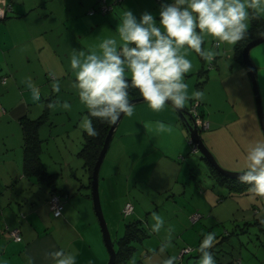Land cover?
Returning a JSON list of instances; mask_svg holds the SVG:
<instances>
[{
    "label": "crops",
    "instance_id": "0c3cea01",
    "mask_svg": "<svg viewBox=\"0 0 264 264\" xmlns=\"http://www.w3.org/2000/svg\"><path fill=\"white\" fill-rule=\"evenodd\" d=\"M8 1L12 4V10L4 18H0V54L11 59L10 72L14 76H29L30 72L22 68L21 61H34L35 71L54 75L55 82L53 81L52 85L58 84L59 90L56 91L60 92L59 96H47L52 91L49 80L44 79L32 85L40 94L38 103H33L29 96H23L25 102H18L16 99L3 100L11 111L18 106V112L22 116L37 118L45 115V122L38 131L42 140L40 158L44 167L56 174V180L54 186H49L42 180L30 177L32 175H29L27 181L24 180L25 177L22 178L13 186L18 199L22 198L18 206L14 202H7L6 191H0V260L6 261L7 264H28L30 258L32 264H52L48 254L62 249L76 255V264H106L109 252L100 239L96 224L92 193L89 191L92 188V179L84 157L80 154L85 142L82 121L88 113L73 87L70 56L74 49L82 50L81 47L77 49L76 45L77 40L84 36L85 29L109 25L114 36H118L116 28L125 9H130L137 18L144 11L151 12L158 21L161 3H170L171 0H148L150 4L141 8H131L128 5L131 0H125V5L120 7L118 13L113 10L105 15L90 14V9L98 5L99 0ZM261 15L264 17V13ZM246 22L249 25L250 19ZM208 37L210 38L205 36L206 39ZM217 41L219 40H213V44ZM222 42L215 47L211 66L218 71L225 69L228 60L224 56L227 55L232 58L231 66L236 67L246 78L244 67L235 58L234 44ZM255 47L259 48L254 54ZM250 56L255 66L264 106V42L254 46ZM10 89L11 86L3 95H8ZM45 99L50 100L49 107H46ZM65 101L70 105L67 109L63 107ZM59 102L61 104L58 106ZM136 104L134 114L124 115L119 122L100 169L99 192L105 211L108 207L106 208L104 203L107 199L112 200L111 196L114 194L110 196L108 193L109 197L104 198L103 185L105 189L112 190L114 179L116 185L121 171H125L124 177L128 184L132 178L142 183H167L162 192L174 194L172 191L185 174L186 166H189V158L185 157L184 163L181 161L185 149L184 137L187 136L184 132L187 127L176 109L170 104L160 110H153L146 103ZM248 105L251 112V100ZM4 109L3 111H7V108ZM33 113L35 116L39 115L35 117L32 116ZM22 116L11 117L19 126V131L14 132V135L20 137V142L17 147H7L4 156L5 162L6 159L10 160L11 156L19 157L16 160L19 175L24 160V134L22 124L20 126L17 120ZM212 118L214 121L215 118ZM8 172L10 173V170ZM31 184L35 185L36 190ZM128 188L130 189V184ZM56 189L63 191L64 195V209L59 216L54 215L49 204L51 192ZM128 194L126 202L121 200L118 203V209L122 212L124 205L131 201L135 205L134 214L141 216L137 201ZM150 203H155L151 192ZM7 204L16 216L10 214ZM23 211H26L25 214ZM189 220L193 222L190 218ZM12 228L20 229V241H15L10 236L9 230Z\"/></svg>",
    "mask_w": 264,
    "mask_h": 264
},
{
    "label": "rangeland",
    "instance_id": "374dc122",
    "mask_svg": "<svg viewBox=\"0 0 264 264\" xmlns=\"http://www.w3.org/2000/svg\"><path fill=\"white\" fill-rule=\"evenodd\" d=\"M149 4L150 1L148 0L145 2L141 0L128 2L131 8H141ZM122 5H125L124 2L115 4L113 10L118 13ZM247 19L250 17L248 16ZM112 30L109 25L87 28L84 36L77 40L76 48L81 47V51L85 53L90 50H98L101 40L107 36L115 35ZM213 40L216 41L214 37H208L202 47L215 52L216 46L215 43L213 44ZM259 47H255L254 54L257 53ZM185 54L192 61V69L185 74V82L188 84L187 91L190 95L185 106L189 108L192 101H202L201 108L204 110L205 119L211 123V126L200 132L203 139L223 168L241 172L246 167L245 153L247 149L257 140H264L250 72L246 65L241 64L249 78L247 80V76L245 78L237 71L236 67L231 66L232 58H228L227 55L224 56L228 60L225 69L218 71L210 66L213 61L203 60L194 50L189 49ZM10 62L11 59L8 56L0 54V191H6L7 202L10 204L14 202L18 206V202L21 204L22 198L18 199L13 186L24 177V180L27 181L29 175L25 174L23 167L19 175V165L16 162L19 157L11 156L9 157L10 160L6 159L5 162L4 156L7 147H17L18 142H20V137L14 135V132L19 131V126L11 117L14 115L19 118L22 115L18 112V106L11 111L3 100L16 99L18 102H25L23 96H29L23 83L26 80L30 81L32 85L44 79L49 80L52 91L47 95L49 97L59 96L60 91H56L52 85L55 82L54 75L35 71L34 61L31 63L21 61L22 68L30 72L29 76L12 75L9 70ZM201 67L207 72L200 74ZM10 86L12 89L8 95H3ZM195 91H201L203 96L201 98L191 97V93ZM250 100L252 103L251 112L248 105ZM44 103L46 107H49L51 102L45 99ZM139 103L138 105H141L144 102ZM60 104L61 102L58 106ZM4 108H7V111H3ZM176 111L179 114L177 109ZM32 116H35L34 113ZM212 117L215 118V122ZM17 122L21 126L20 119ZM184 133L187 136L184 137L183 156L186 159L189 158V166L186 163L185 174L181 176L179 183L172 191L174 194L168 191L162 192L167 183H142L134 178L129 183V189V184L125 181L124 170L118 174L119 179L116 185V179H114L112 190L105 189L103 185L104 198L109 197L108 193L110 196L114 194L111 196L112 200L107 199L104 203L106 208L108 207L106 211L101 202L114 243L117 246V240L124 234L125 225L128 221L141 219L149 231V235L144 238L143 242L138 241L136 243L138 248L127 264H163V261L169 256H175V264H180L179 260L182 258L185 249L191 248V252L194 255L197 254L193 248L200 242L203 234L207 232L215 234L214 242H223L215 247L214 257L217 264H264V197L255 196L250 191L247 194H231L230 188L224 186L217 178L211 165L203 158L202 153L200 151L191 152L187 130ZM181 161L184 163L185 159ZM30 177L37 179L35 176ZM35 181L38 182V180ZM31 186L36 190L34 184ZM89 191L92 193V188ZM150 192L154 196L155 203H150ZM128 193L133 200L137 201V207L141 209V216L133 214L125 217L118 209V203L121 200L126 202ZM28 205L30 206V203ZM7 207L10 214L14 215L15 212L12 208L10 209L8 204ZM25 212L23 211L24 214ZM153 212L157 213L163 220V225L158 231L151 228L152 223L155 222L152 218ZM195 212H200L203 216L197 220L198 222H190L189 218L191 219ZM96 224L100 231V239L106 246L97 215ZM230 232L233 233L230 234ZM106 250L108 252L107 247ZM191 252L185 253L186 257L183 259V264H187V260H189V264H197L199 256L194 257L193 255L191 257Z\"/></svg>",
    "mask_w": 264,
    "mask_h": 264
},
{
    "label": "clouds",
    "instance_id": "9594fccd",
    "mask_svg": "<svg viewBox=\"0 0 264 264\" xmlns=\"http://www.w3.org/2000/svg\"><path fill=\"white\" fill-rule=\"evenodd\" d=\"M249 9L264 13V0H171L162 2L159 20L148 11L139 18L125 9L116 28L118 36L100 41L98 50L87 53L74 49L70 56L73 87L88 115L82 128L89 136L98 135L93 117L115 122L122 115L132 116L135 104L130 100V88L138 89L143 102L153 110L166 104L182 109L190 95L185 74L192 69V61L185 54L189 49L211 61L214 52L202 47L205 36L235 44L247 34ZM183 49V51H182ZM24 87L33 103L41 99L30 81ZM57 90L59 85L54 84ZM195 91L191 97L201 98ZM65 109L70 105L63 103ZM246 167L238 179L249 186L250 192L264 197V140H257L245 153ZM151 228L158 231L162 218L152 213ZM215 234H203L199 242L197 264H217L213 255ZM52 264H76V255L62 249L48 254ZM169 256L163 264H175ZM0 264H7L0 260ZM28 264H32L29 258Z\"/></svg>",
    "mask_w": 264,
    "mask_h": 264
},
{
    "label": "trees",
    "instance_id": "16d2710c",
    "mask_svg": "<svg viewBox=\"0 0 264 264\" xmlns=\"http://www.w3.org/2000/svg\"><path fill=\"white\" fill-rule=\"evenodd\" d=\"M122 1L123 0H112V1L99 0L98 5L90 9V10H93V13H90V14L93 15L95 13H101L105 15L109 11L114 9L115 4L122 3ZM105 4L108 5L110 8L106 11H103L102 6ZM249 12H250L249 14L250 24L248 25L247 34L243 39L237 41L234 44L235 58L242 65H246L243 60V54H242L245 45L250 40L264 34V17L261 14H257L255 10L253 9H249ZM219 45H216L215 43L216 47ZM202 59L205 60V58L203 57ZM211 65L212 63H210V66ZM199 72L200 74H204L207 72V70L202 67V69H200ZM204 82H206V80H204ZM129 93H130V99L142 97L138 89H135V88H130ZM201 104H202V101L200 100V111H201L202 116L205 118L204 110L201 108ZM184 107L187 110H189L191 106L189 108H187L186 106ZM45 119H46L45 115L37 117V118H30L27 115H25L20 118L22 129H23V134H24L23 168L25 170V174L35 176L38 180H42L47 185L54 186V182L56 180V174L49 172L42 164L41 158H40V153L42 151V140L39 137L38 131H39V127L45 122ZM92 119H93L94 127L98 131V135L89 136L86 132H84L85 142L83 144V147L80 150V154L84 157L85 165L88 167L90 179H92L93 168L97 161L99 153L103 147L105 137L113 123V122H108V121H102L99 118H95V117H93ZM210 126H211V123H210ZM187 133L189 136L188 131ZM211 167L213 169V172L216 174L217 178L223 184H226L230 188L231 194L239 195V194L249 193L250 189L246 183L241 182L238 178L225 176L224 174L217 171L212 165ZM54 192L63 193V191H59L58 189H56V190H53L51 194ZM134 211H135V205H134ZM134 211L129 215H125L123 213V210H122V213L125 217H129L130 215L134 214ZM202 216L203 215L201 214V217ZM148 232L149 231L147 230L146 226L143 224L141 219H135V220L128 221L125 225L124 234L120 236L117 240V246H116V243H114L115 248H116V259L114 261V264H127L128 260L133 257L134 252L138 248L136 243L138 241L143 242L144 238L149 235ZM232 233L233 232H230V234ZM224 238H225V235H224ZM220 243L222 244L223 242H219V243L218 241L214 242L215 245H213V248H212L213 255L216 252L215 247L216 246L218 247ZM193 251H195L197 254L194 255L190 251L192 253L191 257H193V255L194 257L195 256L198 257L200 255L199 243L196 246H194ZM181 257L182 258L179 260V263L183 264V259L186 257V254H183ZM187 264H189V260H187Z\"/></svg>",
    "mask_w": 264,
    "mask_h": 264
},
{
    "label": "water",
    "instance_id": "95a60500",
    "mask_svg": "<svg viewBox=\"0 0 264 264\" xmlns=\"http://www.w3.org/2000/svg\"><path fill=\"white\" fill-rule=\"evenodd\" d=\"M262 42H264V34L250 40L245 45L242 54H243V60H244L246 66L250 72V75H251L254 94H255V98H256V104H257V112H258L261 127H262L263 132H264V106H263V102H262V96H261L258 80L256 77L255 66H254L253 61H252L251 56H250L251 49L254 46H256ZM130 100H132L134 102V104H136V103L142 102L143 98L137 97V98H133ZM177 110L179 111L180 116L183 118V120L186 124L187 131L189 132L190 136L192 137V139L197 144L200 152L202 153V156L207 160V162L210 165H212L217 171L224 174L225 176L238 178L240 172H234V171L227 170V169L223 168V166L217 161V159L215 158L211 149L204 142V139H203L199 129L197 128V126L194 122V117L190 113V111L187 110L185 107H183L182 109H177ZM123 116L124 115H122L117 121L112 123V125H111V127H110V129H109V131L105 137L103 147L99 153V156L97 158V161L94 165L93 172H92L91 187H92V198H93L94 208H95L96 215H97L98 220H99L100 225H101V229H102V233H103V239L105 241L106 247H107L108 252H109V259H108V262L106 264H114V261L116 259V248H115L114 241L112 239V236H111V233H110V230H109V227H108V224H107V221H106V218L104 216L103 209H102L100 192H99V176H100V169H101L102 163H103L104 158L106 156V153L109 149L113 135H114L116 128H117V126H118V124L121 121Z\"/></svg>",
    "mask_w": 264,
    "mask_h": 264
},
{
    "label": "built area",
    "instance_id": "2783aa9c",
    "mask_svg": "<svg viewBox=\"0 0 264 264\" xmlns=\"http://www.w3.org/2000/svg\"><path fill=\"white\" fill-rule=\"evenodd\" d=\"M109 8L110 7L106 4L102 6L103 11H106ZM11 10H12V4L10 1L0 0V18H4L8 14V12H10ZM90 13H93V10H90ZM219 44H220V41H217L216 45H219ZM189 111L193 115L194 122H195V124H196V126L200 132L203 129H206L210 126V121L208 119H205L201 114L200 100H196L195 102H192ZM188 141L191 145V152L192 153H197L198 151H200L197 144L195 143V141L190 136V134L188 136ZM182 158L184 159L185 157L182 156ZM63 196L64 195L62 193H59V192H54L50 195L49 204H50L52 211L54 212V215H56V216L61 215L62 211L64 209ZM133 211H134V204L131 201H128L123 207V213L125 215H129ZM200 217H201V214L196 212L192 215L191 219L193 222H196ZM9 233H10V236L12 237V239H14L15 241H20L22 239L21 232H20L19 228L10 229ZM188 251L190 252L191 248L185 249L184 252L182 253V255Z\"/></svg>",
    "mask_w": 264,
    "mask_h": 264
}]
</instances>
